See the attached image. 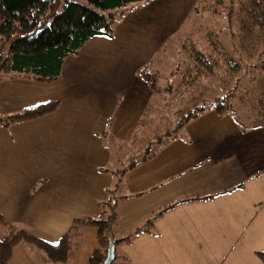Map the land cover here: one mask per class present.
Segmentation results:
<instances>
[{
	"label": "crops",
	"instance_id": "1",
	"mask_svg": "<svg viewBox=\"0 0 264 264\" xmlns=\"http://www.w3.org/2000/svg\"><path fill=\"white\" fill-rule=\"evenodd\" d=\"M199 1L148 0L130 9L111 37L92 36L65 57L56 80H0V116L56 101L50 112L0 125L5 221L56 244L75 220L98 215L113 182L99 169L125 164L133 145L124 144L122 154L119 143L130 140L149 105L161 102L163 87L151 89L137 72L158 78L162 60L183 51L175 38L196 17ZM256 66L245 68L257 72L246 85L252 94L246 89L242 103L235 101L239 110L255 107L256 94L264 100V67ZM122 180L130 196L119 205L113 238L156 216L149 231L114 246L111 264H213L219 256L221 264H263L256 252L264 249V125L242 132L229 112L206 107ZM96 233L83 227L72 259L58 264H88ZM9 263L53 264L21 243Z\"/></svg>",
	"mask_w": 264,
	"mask_h": 264
},
{
	"label": "trees",
	"instance_id": "2",
	"mask_svg": "<svg viewBox=\"0 0 264 264\" xmlns=\"http://www.w3.org/2000/svg\"><path fill=\"white\" fill-rule=\"evenodd\" d=\"M146 1L148 0H87L88 5H85L73 0H0V80L9 75L39 82L56 80L65 57L75 54L92 36L111 37L122 16ZM204 7L205 0H200L193 8V14L200 16ZM211 8V17L215 14L225 17L224 26L216 27L217 32L206 29L203 37H197L194 43L191 37L180 41L188 58L184 62V70L187 74H192L191 77L186 78L187 74H183L177 84H166L160 90L163 95L159 106L156 103L149 105L130 140L119 143L122 154L126 153L124 144L133 145V152H129L130 156L127 157L130 161L120 163V168L114 170L107 167L99 169L110 173L113 182L106 189V197L97 203L98 215L75 220L56 244L43 242L0 216V226L3 228L0 230V264H10L11 249L17 243L40 251L53 264L67 263L72 259L81 229L85 226H92L97 230V245L88 264H103L110 241L115 246L119 242L130 240L135 234L149 231L156 214L140 225L124 231L118 238H113L112 231L119 205L130 196L124 191L123 174L152 158L166 141L176 137L184 124L206 109L203 105H196L201 101H191L188 106L171 113L177 118V122L172 123L165 115L168 97L175 96L174 94L187 90L190 86L192 88L200 75L202 78L218 80L217 76L224 74L223 78L233 79L242 64L246 63L248 68L255 67L252 59L264 52V0H214ZM220 34L222 36L217 43L215 37L219 38ZM137 76L154 89L153 73L141 69ZM233 88L235 89L234 85L228 86L225 88L226 93L214 97L211 107L218 114L229 112L242 132L264 125V100L256 94L255 107L240 110L241 112L235 108L236 112L228 98L231 96L228 92ZM195 96L199 99L203 92ZM55 106L56 101H51L0 116V125L8 126L43 115L52 111ZM253 117L263 118L252 122ZM119 160L121 161L120 158ZM256 254L264 264V249Z\"/></svg>",
	"mask_w": 264,
	"mask_h": 264
},
{
	"label": "rangeland",
	"instance_id": "3",
	"mask_svg": "<svg viewBox=\"0 0 264 264\" xmlns=\"http://www.w3.org/2000/svg\"><path fill=\"white\" fill-rule=\"evenodd\" d=\"M75 2L81 3V4H85L88 5L87 0H73ZM214 0H205V7H204V11L198 15L200 16H196L194 19H191L190 22H187L184 25V29L181 33L178 34V36H176V40H178V45H180V41L184 40V39H188V38H193L192 42L194 43V39H196L197 37H203V32H205L206 29H213L212 32H217V28L224 26L223 21L225 19V17L222 16V14H215L213 17H211V14L209 13L210 10L212 9L211 6L213 5ZM214 6H217V4H215ZM195 15V14H193ZM197 15V14H196ZM193 21V22H192ZM222 34L219 35L218 37H215V39H217V43L220 41ZM199 38V39H201ZM171 54V59L169 60H162L161 62V67H160V76L155 77L153 80V83L155 84V87L157 88H162L164 86H166V84L168 83H174L177 84V82L179 81L180 77L183 74H187L185 72V63L187 61V56L184 53V51H178L177 52H170ZM160 58H162L160 56ZM252 62L255 65H261L264 67V52L260 55V56H256L254 57V59H252ZM224 67V66H223ZM222 67V68H223ZM247 67V64L244 63L241 65V69L240 71H238L237 73H235V78L233 79H225L223 77L224 74L222 75H218L217 78L218 80H213V79H208V78H202L201 75L198 76V78L194 81V84L191 88V86L185 90H181L179 93L174 94L175 96L172 97H168L169 100L166 101L167 104V110L165 115L167 117L170 118V121L172 123H175V121L177 122V118H174L172 116V112L175 113V111L177 109H181L184 108L185 106H188L189 104H191V101H201L199 103H197L196 105L198 106H205V107H210L212 105V99L218 95H221L223 93H226L225 88H227L228 86L232 87L234 85L235 89H230V91L228 92V94L230 93L231 96L228 97L229 98V102L230 104H233L234 106V110L235 108L240 112V110L235 107V101L241 102L242 101V96L245 93V90L248 89L246 87L247 83H250L254 80H252L251 78L254 76V74L257 72L256 70H249L247 72L248 69H245ZM257 67V66H255ZM253 67V68H255ZM251 69V68H250ZM176 70V71H175ZM174 72V73H173ZM192 74H187L186 78L191 77ZM243 75V76H242ZM250 77V78H249ZM238 78V79H236ZM225 79V80H224ZM224 80V81H223ZM209 84V85H207ZM217 86V87H216ZM195 87V88H194ZM225 87V88H224ZM249 91V89H248ZM199 92H203V96L200 97L199 99H196V96ZM253 91H249L247 93H249L250 95L252 94ZM162 93V91H161ZM163 95V94H162ZM196 99V100H195ZM249 99L253 100L254 99L251 97H249ZM242 103V102H241ZM255 103V102H254ZM157 104V103H156ZM155 105V104H153ZM159 106V104H157ZM245 104H242V106L244 107ZM256 106V103H255ZM250 107V105H249ZM237 110H235L237 112ZM238 112V113H239ZM263 117H256V118H252L251 121L255 122L257 121L256 119H260ZM130 161V159H127L125 162L128 163ZM3 229L0 226V230ZM190 256L194 257L197 253L195 248H190ZM224 258H221V256L218 257V259L216 260V262H214L213 264H221V262L223 261ZM185 264H205L201 261V259H195L192 258L191 262H186Z\"/></svg>",
	"mask_w": 264,
	"mask_h": 264
},
{
	"label": "water",
	"instance_id": "4",
	"mask_svg": "<svg viewBox=\"0 0 264 264\" xmlns=\"http://www.w3.org/2000/svg\"><path fill=\"white\" fill-rule=\"evenodd\" d=\"M113 258H114V243L113 241H110L103 264H111Z\"/></svg>",
	"mask_w": 264,
	"mask_h": 264
}]
</instances>
